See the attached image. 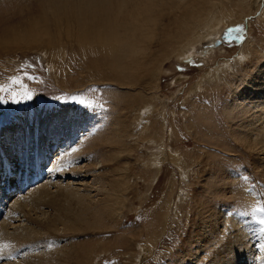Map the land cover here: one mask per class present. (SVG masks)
I'll use <instances>...</instances> for the list:
<instances>
[{"label": "rangeland", "instance_id": "rangeland-1", "mask_svg": "<svg viewBox=\"0 0 264 264\" xmlns=\"http://www.w3.org/2000/svg\"><path fill=\"white\" fill-rule=\"evenodd\" d=\"M221 3L229 23L205 41L199 31L191 57L178 59L193 10L141 2L143 14L160 6L147 12L157 26L147 25L130 59L141 69L121 82L100 69L102 47L51 42L64 39L63 26L77 34L76 0H0V132L11 137L15 167L21 157L33 171L37 149L49 157L37 185L25 190L32 173L9 181L21 194L0 193V264H208L236 235L257 262L264 257V164L248 148L260 126L249 84H264V0ZM215 37L221 44L207 51ZM242 54L244 63L215 74ZM41 185L49 200L27 199ZM74 210L80 225L67 217ZM5 227L25 240L4 242Z\"/></svg>", "mask_w": 264, "mask_h": 264}, {"label": "bare ground", "instance_id": "bare-ground-1", "mask_svg": "<svg viewBox=\"0 0 264 264\" xmlns=\"http://www.w3.org/2000/svg\"><path fill=\"white\" fill-rule=\"evenodd\" d=\"M76 1L77 4L79 3L78 4L79 10L73 12L71 11V13L75 15L72 16L71 19L72 22H74L75 20L77 21V30H78L77 34L73 33L71 27L63 26V28L59 30V35L62 36L64 35L65 36L64 39L60 40V39L51 38L50 39L51 42L57 44L63 42L65 39H74L79 45H82V47L86 46L93 48L95 45L100 46L108 52L107 56H105L104 58L97 59L102 61L104 65H106V67L104 66L100 68L101 70L105 69L111 71V73L114 72L120 73V76L122 77V79L120 80L121 82H124L123 79L128 74L134 78L133 74L141 69V67L138 66V64H143V60L141 59L138 63L135 61L134 62L132 61L133 63H131L130 59L132 56H134L136 52H139L141 50L142 36L146 34L147 30L149 29V26L147 25L154 23L153 28L157 26V22L155 20L156 17H150L147 14V12L154 14V10H157L156 8L160 6L159 5L154 6V4H149L145 8L144 5L142 7V10H146V12H144L143 14L142 12L136 10L140 9V4L144 0H76ZM163 1H168V0H163ZM190 1L191 2L189 3H184L183 0H176V2L179 5V8L182 11H184V13H189L191 12V10H193V12H191L186 16L187 23L181 29L178 35L180 39H182V41L185 40L184 49L179 53H177L178 59L182 56H184L185 58L191 57V54L194 51L193 50L194 46L198 44L195 43L194 45H192L194 42V38L197 36L199 31L202 32L198 36L201 40L205 41L209 39L210 37H212L213 35L219 32V28L224 25L225 22L224 20L226 19L225 17L227 16V12H225V15H223L224 7L223 4L221 3L222 0H190ZM169 14L171 15V13ZM228 23L229 21L225 22V24ZM72 26L76 27L73 24ZM47 27L49 28L50 26ZM188 27L190 29H188ZM44 31L47 33L46 35H50L53 33L52 29L44 30ZM37 32L31 30L28 33V35H31L34 40H38L43 36V34ZM215 39L216 37L212 39V42L215 41ZM169 41L172 44H180V42H176L177 40L175 39V36H172ZM187 41L190 42V45L188 44ZM212 45L213 44H211L210 46L208 45L209 49L206 47V50L207 51L213 50L214 45L213 46ZM140 57L143 58L142 55H140ZM244 58L246 57H244L242 54L237 59H235L234 62L225 63L224 64L225 66L222 69H217L215 70L216 73L215 72L214 73L218 75L220 72H224V70L230 71L233 69V63H238V62L242 63ZM112 63H114L116 66H112L111 65ZM209 77L211 76L209 75L208 78ZM208 78L206 80H208ZM130 80H132V78ZM249 88L255 93V96L259 99L257 101H259L261 105L259 107L261 114H260V119H255V121L260 124L259 132H258L259 134H257V136H255L256 134L255 135L252 134L253 135V137H251L252 144L248 146V148L256 152V154L261 158L260 159L261 162L264 164V84L261 87H256L255 84L254 85L249 84ZM255 131L256 130H253V132ZM7 133H8L7 130L0 132V151H1L0 171L1 170L3 171V173H0V178L3 182V184H0V188L4 189V191L0 190V193L2 195L6 194L5 189L7 187V184H5V180L7 174H10L9 181L15 182L16 179H18L16 182L19 183L21 179L25 181L26 177L31 176L32 173L33 174L37 173L36 176L33 177L32 182L24 184V187L25 185L30 186L31 184L37 185L36 184L37 181L40 180L43 176V174L38 172V170L42 168L41 165L43 163H46L49 160V157H45V155H43L40 152V150L37 149L34 152L36 159L31 163L33 171H27V172L24 171V168L26 166L28 167L30 166L28 164L27 159H21V157L20 160L18 161L19 166L15 167L17 163L15 164L13 163L12 158L9 154V147H11V144L13 142L11 140V137L8 136ZM30 140L31 139L29 138V146H30ZM44 140L47 141L46 138ZM44 144H46V142H44ZM44 144L42 143L39 146H42ZM49 151H51V148H49ZM155 166L157 167V164ZM46 188H47L46 185L43 186L41 185L37 187L35 191L33 190L34 192L31 191V194L30 195L28 194L29 196H27V199L35 203L46 201L48 196H50L49 194L51 193L48 192ZM10 189H12V187ZM76 191H80V190L77 189ZM54 199L55 198H53L52 200ZM56 205L59 206V204H55L54 206ZM68 215L67 217L70 218V220L73 219L72 224L80 225L81 222L75 220L81 217L80 213L76 214V211L74 210L73 214L70 211ZM71 215L73 216L71 217ZM72 229L75 230L77 228L75 226H72ZM2 234H3L4 242H7L8 239H10L11 242L16 243V240L24 239V237H20L17 234L15 236V234H12L9 231V229H6V227L5 229H3ZM244 236L236 235L235 239L233 237H230L225 244H222L221 247L215 249V251L213 252L214 256H212L213 258L208 260V264H264V257L261 258L258 262L255 260L251 250L248 249V245H247L248 240ZM206 239L208 238L204 237L203 241L205 242Z\"/></svg>", "mask_w": 264, "mask_h": 264}, {"label": "snow or ice", "instance_id": "snow-or-ice-1", "mask_svg": "<svg viewBox=\"0 0 264 264\" xmlns=\"http://www.w3.org/2000/svg\"><path fill=\"white\" fill-rule=\"evenodd\" d=\"M22 99L24 101H31L33 99L32 97V94L28 91H25L23 94H22ZM13 102L14 103H21V100L17 99L16 96H13ZM260 224L264 225V219L260 220ZM262 231H264V229H262Z\"/></svg>", "mask_w": 264, "mask_h": 264}, {"label": "water", "instance_id": "water-1", "mask_svg": "<svg viewBox=\"0 0 264 264\" xmlns=\"http://www.w3.org/2000/svg\"><path fill=\"white\" fill-rule=\"evenodd\" d=\"M220 42H221V40H220V39H218V40H215V41H214V43H213V45L217 46V45H218ZM213 45H212V46H213Z\"/></svg>", "mask_w": 264, "mask_h": 264}]
</instances>
